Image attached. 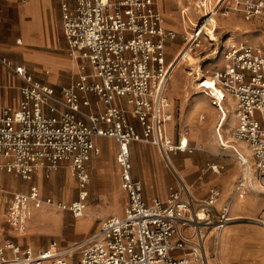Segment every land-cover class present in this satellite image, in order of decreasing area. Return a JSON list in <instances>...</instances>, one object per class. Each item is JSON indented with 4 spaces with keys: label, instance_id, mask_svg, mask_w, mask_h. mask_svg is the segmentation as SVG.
<instances>
[{
    "label": "built area",
    "instance_id": "built-area-1",
    "mask_svg": "<svg viewBox=\"0 0 264 264\" xmlns=\"http://www.w3.org/2000/svg\"><path fill=\"white\" fill-rule=\"evenodd\" d=\"M59 1L63 35L70 58L78 64V76L56 96L22 66L14 67L0 58V64L23 82L18 107H0V178L16 175L31 182L38 172L48 178L65 167L76 182L78 195L67 205L43 199L34 185L25 194H9L0 187V202L3 196L8 198L6 224L13 232L24 234L30 207L42 206L81 218L90 182L86 165L99 152L96 138L116 143L120 189L128 197V206L121 218L103 220L96 233L66 252H57L52 245L34 254L5 241L0 245V264H207L203 231L212 229L219 236L228 222L226 214L213 212L219 193L210 190L201 201L172 193L166 200L154 199L148 205L141 184L131 177V143L152 144L163 158L175 150L195 151L185 141L173 145L163 134L164 125L171 120L165 113L171 73L166 42L175 41L176 34L165 30L156 0ZM216 1L223 17L237 16L246 22L264 18V0ZM210 26L205 19L194 29L195 41L189 48L198 47L199 36H207ZM223 54V65L196 74V90L217 109L218 127L228 113L226 103L233 107L236 129L231 137L249 153L243 161L234 150L245 167V175L234 186L235 196H258L264 201V53L243 45L227 47ZM89 95L103 105L102 113L82 112L90 105ZM128 113L136 118L140 135L128 123ZM184 230L190 235L185 236ZM175 237L178 241L173 242ZM175 252L180 256L173 257Z\"/></svg>",
    "mask_w": 264,
    "mask_h": 264
},
{
    "label": "crops",
    "instance_id": "crops-1",
    "mask_svg": "<svg viewBox=\"0 0 264 264\" xmlns=\"http://www.w3.org/2000/svg\"><path fill=\"white\" fill-rule=\"evenodd\" d=\"M165 30L172 31L166 27ZM173 42L167 41L166 49H168V46ZM0 58L7 60L14 67L22 66L27 74L30 75L35 81L51 87L54 90L56 96H60V90L64 87L70 86L78 76V64L75 60L70 58L67 44L63 35L60 1L0 0ZM22 87L23 82L11 71L7 70L0 64V107L12 109L17 108L21 99L20 89ZM199 93L201 95L194 99L189 116L191 118H196L202 113V115L199 117L200 121L206 119L204 113L205 111L203 110L214 112L210 122L206 124L207 127L190 128L195 133L201 130L202 136L200 138H198V136H195L194 138H188L186 134H178L177 136H174L172 131L174 122V108L172 101L165 95L168 100V107L165 110V113L171 116V120L164 125V136L175 146L180 142L185 141L187 147L195 149V151L189 153L175 150L167 153L165 158H163L158 148L152 144L134 142L129 146L131 177L134 181L141 184L143 199L148 205H150L154 199L161 201L166 200L172 193H179L181 198H185L186 195H189L193 199V196L200 197L202 191L205 189V182H202L204 175L198 174L200 167L197 164L191 162V159L187 157L183 158V156L192 155L195 153L197 149L195 146H212V142L214 141L218 143L220 147L229 150L225 144L227 141H223V124L229 118L228 113L225 117V120L221 123L222 126L218 127L217 124L219 122V113L217 109L207 104V102L210 103V100L206 95L200 91ZM201 99L204 100V105L200 103L202 101ZM88 101L90 105L81 109L84 114H99L104 111L103 105L98 102L94 95H89ZM121 106L125 110H129V108L124 104H121ZM226 108L228 112L230 109L233 111V107L230 103H226ZM182 109L183 106L181 107V110ZM232 116L235 120L234 115ZM127 120L128 123L134 127L136 133L140 135L141 128L136 118L132 114L128 113ZM233 127L234 129L232 133L236 129V125ZM94 144L99 152L98 154H92L89 162L86 165L90 176V182L87 187V199L89 198L88 219L93 218V221H90L83 231H79L78 233L75 231L76 235L80 236L78 237L80 240L72 243L66 248H60L55 241H52L48 245L44 246V243L37 242L35 239L32 241L28 239V235H31L33 238L35 237L33 236L35 233L59 237L62 234L61 223L63 221L64 214L68 213L72 217L68 211L47 206H42L40 209H34L30 207L25 233L20 235L13 232L6 224L4 218L5 204L6 199L8 198L7 196H3L0 202V245L5 241H10L22 249H30L34 254L49 249L53 245L57 252H66L74 249L76 246L96 233L99 230L100 224L103 220L109 217L121 218L124 215V211L128 206V197L125 192L120 189V169L116 163V143L110 138H96L94 140ZM140 144L156 149L157 155L154 159L155 164L152 163L150 166L149 160L145 157H143L141 160L138 159V151L140 149H145L144 146H140ZM230 149H232L231 151L234 153V150L237 148L233 146V148ZM180 158H183L181 159V167H179ZM217 169V166H209L208 170H211V172H216ZM64 171L68 173L76 185V182L69 174V171L65 167H62L61 169L50 173L48 178H45L42 172H38L35 174L31 182H27L16 175L3 174L0 178V187L9 194H25L27 193L29 187L34 185L39 189L40 195L43 199L49 198L43 196V188L45 184L48 185L57 174ZM191 174H198L195 178L196 180L193 183ZM21 180L23 181V186H25L24 189L21 191H13L12 188L14 187V184H16L15 182H18L17 184H19ZM210 190H215V188H210L207 191L206 196ZM76 192L75 200L70 202H61L58 199H52L61 202L62 204L68 205L77 199V185ZM155 194H157V196H155ZM103 202H106V209L101 212L95 211L96 206L101 208ZM34 210L44 213L45 216L51 219L52 224H45L44 226L30 225L29 218L32 211ZM49 210L59 211L61 214H52L51 212H48ZM84 215L81 218L75 219L77 220L75 222H81L85 220L83 219ZM95 223H97L96 228L91 230ZM46 225L49 229H51V231L45 229ZM182 233L185 236L190 235L188 230H184ZM176 241H178V238H173V242ZM205 243L204 250L207 257L208 250L207 244ZM62 244H67V242L63 241ZM5 255L8 258L10 257L9 252H6ZM172 255L173 257L177 258L180 256V253L175 252ZM75 257H78L77 252H75ZM207 264H209L208 258Z\"/></svg>",
    "mask_w": 264,
    "mask_h": 264
},
{
    "label": "rangeland",
    "instance_id": "rangeland-1",
    "mask_svg": "<svg viewBox=\"0 0 264 264\" xmlns=\"http://www.w3.org/2000/svg\"><path fill=\"white\" fill-rule=\"evenodd\" d=\"M216 3V0H156V7L163 16L165 27L176 34V40L166 49L167 63L170 64L176 60L180 53L179 51L187 44L188 37L193 34L194 29L205 19H212L213 24L208 29L212 30L213 28L212 32H214L213 34L216 37V41L211 42L210 37L200 35L201 39L198 47H190V51L187 50V54L190 55L193 61L183 62L180 64L181 66H177L178 68L172 73L173 76L170 77L166 85L165 95L172 101L174 108L172 126L174 136L186 134L188 138H194L195 136L200 138L202 131L195 133L190 128L207 127L206 124L210 122L214 114L212 111L203 110L205 111L206 119L200 121L199 117L202 113L196 118L189 116L194 99L201 95L199 93L200 90H196L197 73L195 70L200 69L205 72L223 65V53L225 48L228 47L227 41L229 38L233 40L229 47L247 45L264 53V18H256L246 22L243 18L237 16L223 17L220 9L213 13ZM215 25L217 28L214 31ZM201 100L200 103L204 105V100ZM207 104L212 106L211 103L207 102ZM182 106L183 109L181 110ZM232 115L233 111L230 109L228 112L229 118L223 124V141H227L226 143L229 146L236 147L247 158L248 155L243 147L240 146V143H235L231 137L233 126H235V120ZM140 146H144L145 149L138 151V159L141 160L145 157L149 160L150 166L152 163L155 164L156 149L143 144H140ZM195 147L197 148L195 153L183 156V158L191 159V162L200 167L198 174L204 175L202 182H205V189L200 197H193L195 200L201 201L206 198V193L210 188H215L219 193V198L213 206V212L216 214L224 213L228 219L219 236L212 229L203 231L206 236L205 244H207L208 250V263L264 264V226L254 223L256 220L264 223V201L260 197L252 195L239 199L235 196L234 191L237 181L245 175V167L231 151L232 149H224L215 141L212 142V146L201 145V147ZM183 158L179 159V167L182 165L181 159ZM209 166H217L218 169L216 172H211V170H208ZM198 174H191L192 183L196 180L195 178ZM22 182V180L19 184L15 182L16 184H14L12 190L21 191L24 189L25 186H23ZM76 193V185L66 171L57 174L43 188L44 197L58 199L61 202L75 200ZM88 199L83 217L85 220L75 222L77 220L65 213L61 223L62 234L59 237L35 233L33 235L35 237L32 238L31 235H28V239L30 241L35 239L37 242L44 243V246L55 241L60 248H66L72 243L79 241L78 237L80 236L76 235L75 231L77 233L83 231L86 225L93 221V218L88 219ZM101 206V208L96 206L95 211L101 212L105 210L106 202H103ZM48 212L61 214L59 211L49 210ZM29 222L33 226L52 224L49 217L36 210L32 211ZM47 225L45 229L51 231ZM96 226L97 223L93 225L91 230L96 228ZM63 241L67 242V244H62Z\"/></svg>",
    "mask_w": 264,
    "mask_h": 264
},
{
    "label": "bare ground",
    "instance_id": "bare-ground-1",
    "mask_svg": "<svg viewBox=\"0 0 264 264\" xmlns=\"http://www.w3.org/2000/svg\"><path fill=\"white\" fill-rule=\"evenodd\" d=\"M203 3V2H202ZM220 8V5H219V3L217 2L216 3V5H215V8L213 9V13H216L217 12V10ZM205 9V8H204ZM208 9V8H207ZM204 12H205V10H204ZM209 22L211 23V25L213 24V21H212V19H210L209 20ZM213 27V26H212ZM216 28H217V26L215 25V28H214V31L216 30ZM214 32H212V30L211 29H207L206 30V34H207V36L208 37H210V39H211V42H215L216 41V37L214 36V34H213ZM191 38L189 39V41L187 42L188 44H186L182 49H181V51H179L180 53L178 54V56H177V58H176V60H174L172 63H170V66H169V71L171 72L170 73V75H169V80H170V77L171 76H173V72L176 70V68H178L177 66H179L181 63H183V62H189V61H193V59L190 57V55H188L187 54V50H188V48H189V46H191V44L195 41V37H193V35L192 36H190ZM232 39L231 38H229L228 39V41H227V46L229 47L231 44H232ZM181 66V65H180ZM195 72L196 73H200L201 72V70L200 69H197V70H195ZM172 74V75H171ZM190 75V74H189ZM172 79V78H171ZM205 86H208V83H205L204 84ZM226 144V146H227V148H233V146H229L228 145V143H225ZM240 146L241 147H243V149H244V151H245V153H247V155H248V151H247V149L245 148V146H243L242 144H240ZM239 151V150H238ZM239 154H240V156H241V158H242V160L243 161H246L245 159H246V157L245 156H243L242 154H241V152L239 151ZM240 219V218H239ZM254 223H258V224H260V225H262V226H264V224H262L260 221H258V220H256V221H254Z\"/></svg>",
    "mask_w": 264,
    "mask_h": 264
}]
</instances>
